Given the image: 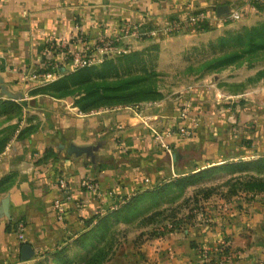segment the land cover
Returning a JSON list of instances; mask_svg holds the SVG:
<instances>
[{
	"label": "crops",
	"instance_id": "obj_1",
	"mask_svg": "<svg viewBox=\"0 0 264 264\" xmlns=\"http://www.w3.org/2000/svg\"><path fill=\"white\" fill-rule=\"evenodd\" d=\"M259 2L0 0V101L22 109L0 153V264L57 263L54 254L74 245V238L85 231L86 219L119 208L121 201L187 175L193 166L197 170L264 157V61L244 59L197 79L208 82L210 97L202 85L193 88L187 93L192 99L187 113L179 97L173 104H145L139 109H84L83 92L72 85L71 93L55 86L70 71L48 82L30 77L47 57L46 41L77 35L96 48L101 39L121 35L127 23L145 34L125 37L118 48L130 56L153 54L160 63L165 53L182 52L183 41L223 34L228 30L224 21L233 10L241 12L239 26L258 25L264 21ZM219 5H227L230 12L219 14ZM197 12L208 15L214 29L168 30L170 20L181 23ZM193 123L192 137H166L169 149L155 138L170 126ZM88 176L97 180L98 192L82 186ZM59 177L66 178L72 195L64 201V223L54 207L63 198ZM228 188L225 195L210 196L187 216L177 217L178 227L168 221L142 239L128 237L105 264H207L203 249L222 245L235 254L231 264H264V191L243 188L232 193ZM17 222L24 223L25 243L37 253L27 261L21 257Z\"/></svg>",
	"mask_w": 264,
	"mask_h": 264
},
{
	"label": "rangeland",
	"instance_id": "obj_2",
	"mask_svg": "<svg viewBox=\"0 0 264 264\" xmlns=\"http://www.w3.org/2000/svg\"><path fill=\"white\" fill-rule=\"evenodd\" d=\"M257 8L263 10L264 0H260ZM189 17L190 14L186 15L184 21H181V23L178 22L179 24L177 25H175V22H171L173 19L170 20L169 23L172 25L169 31L173 33L195 28L197 31L206 32L214 29L213 24L206 14L197 12L195 15L196 18H194L195 21L193 22L187 19ZM241 19L227 17L226 21H224L226 24L223 25V28H228V30L223 34L213 39L203 37V39L198 41H183L186 46L182 52L178 51V53H174L175 56L172 53H165L160 63H157L158 59L152 57L153 54L148 56L139 54L130 57L129 51L108 53L103 59L105 61H103L104 64L95 66L98 69L97 71H101L104 74V78L96 81L104 83L105 86L108 83L110 86L120 83L121 86L111 91H101L106 96L95 107L120 105L134 106L139 109L145 104L155 105L159 102L173 104L176 98L179 97L177 101L182 100L184 104L181 105L184 106L182 107V111L186 108V113L189 112L192 99L188 98L187 93H191L193 88L202 85L206 88L207 98L210 94L208 92V82L198 83L196 82L197 79L204 76L207 78L210 71L212 72L216 69L219 72L224 69V65L244 59L247 62H253L254 59L256 61H264V51H261L264 47L260 46L262 49L249 50V36L244 35V28L239 26ZM258 23L255 26L262 25L264 21ZM237 33H241L244 36L237 37L235 35ZM258 43L261 44L262 41ZM231 56L235 57L232 61L221 63L225 57ZM104 65L105 67L103 68ZM93 78L96 79L95 76ZM85 87L87 86L84 85L74 88L79 93L84 91V95H86L85 90L87 89ZM0 111L3 112L0 116L1 151L8 138L10 139L15 132L17 125L14 123L20 119L22 111L11 102L4 104L0 102ZM173 119L175 118L173 117ZM174 126H170V129L177 127L176 125ZM227 164L225 163L217 167H222ZM211 167H214V165L200 166L196 170V167L193 166L190 167L188 174L195 173L192 172L193 170L199 172ZM241 168L239 166L221 168L203 176L184 188H174L166 195L154 196L150 193H144V195L138 196L129 208H121L116 211L117 213L115 215L112 213L108 214L110 215L108 223L111 224V229L106 230L103 236L106 235L107 240L113 243V251L120 244L121 246L126 244L128 237L129 239H142L145 235L155 231V227L161 229L162 227L160 225H165L164 223L168 221H174L177 217L187 216L191 209L203 204V201L210 196L215 194L225 195L224 189L227 188V185L229 186L227 191L233 189V193L238 189H243L247 186L251 187V185H247L246 183L250 175L255 176L261 173L260 176H264V169L252 168L246 170ZM100 232L98 233V237ZM108 241L106 242L108 243ZM64 247H66L65 253L73 261H81L88 252L87 248L75 244L65 245ZM43 264L64 263L60 259H57V263L46 261Z\"/></svg>",
	"mask_w": 264,
	"mask_h": 264
},
{
	"label": "trees",
	"instance_id": "obj_3",
	"mask_svg": "<svg viewBox=\"0 0 264 264\" xmlns=\"http://www.w3.org/2000/svg\"><path fill=\"white\" fill-rule=\"evenodd\" d=\"M243 34L246 36H249L248 38V45H249V50H255L260 48V46L264 47V23L260 26H254L251 28H244L243 29ZM243 34L237 33V37H241ZM243 35V36H244ZM262 41L261 44L258 42ZM133 57V56H130ZM235 57H225L224 60L221 61V63H226L230 62L234 59ZM105 62V61H104ZM102 62V64H104ZM105 65L103 66V68ZM98 69L95 68V66H87L78 70L70 71V74L68 75L66 80L58 81L55 83V86L57 85L58 89L60 91H67L70 92V85L74 87L78 86H84L86 91V95L83 94V97L81 98V106L84 109H90L96 106V104L104 98L106 95L102 94L101 91H111L115 88H118L121 86L120 83H117L116 85H111L108 83L106 86L104 83H100L101 78H104V74L101 73V71H97ZM63 71V70H62ZM93 76L96 77L93 78ZM135 80V79H134ZM71 93V92H70ZM84 93V91H83ZM102 94V95H100ZM111 97V96H110ZM2 104L6 102L0 101ZM14 103V102H11ZM18 109L21 111V106L14 103ZM3 114L2 111H0V116ZM9 138L7 142L4 144L3 148L1 149L0 153L3 151L5 148L6 144L9 142ZM231 164V165H230ZM233 164V165H232ZM228 166H239L242 167L241 169H252V168H258V169H264V157H260L258 159H253L250 161H241L238 163H228L225 166L222 167H211L207 170H201L199 172H195L193 174H187L184 175L180 178H177L173 181H170L168 183H165L161 186H158L152 190L147 191V193L152 194L154 196H161V195H166L169 192H171L172 189H176L178 187H186L187 185L193 183L196 180H199L203 176L219 170L224 167ZM261 174V173H260ZM259 175H250L248 177V180L246 181L247 185H251V187L247 186L244 189L247 190H253V191H264V176ZM252 183V184H251ZM233 189H230V192H232ZM137 199V197H133L132 199L127 200L122 206L119 208L108 212L107 215H96L94 217H91L89 219H86L84 221V228L85 231L78 236L74 238L73 244L78 245L80 247L87 248L88 252L84 255V258L81 261H73L71 258L67 256L65 253L66 247L60 248L56 253L54 254L57 259H60L64 264H105L106 261H108L112 255L114 254L115 249L112 251L113 248V243L111 241H108L107 236H103L106 230L111 229L110 228V223H108L109 216L108 214L112 213L115 215L117 210L121 208H129L131 204ZM178 220V219H177ZM174 220L173 222L177 227L179 226V221ZM15 229L17 230V223L15 225ZM102 231V232H100ZM99 237H98V233ZM102 237V238H101ZM108 241V243L106 242ZM23 243H21L22 245ZM222 250L219 252H212L211 253V262H218L220 257L223 256L224 254H229L231 253L229 247L227 246H221ZM43 261L36 262L35 264H43Z\"/></svg>",
	"mask_w": 264,
	"mask_h": 264
},
{
	"label": "built area",
	"instance_id": "obj_4",
	"mask_svg": "<svg viewBox=\"0 0 264 264\" xmlns=\"http://www.w3.org/2000/svg\"><path fill=\"white\" fill-rule=\"evenodd\" d=\"M228 17L232 19L241 18V13L238 10L231 11ZM195 16H190L188 20L195 21ZM179 23H175L177 25ZM174 25V27H175ZM169 27L168 30H170ZM145 32L138 29V27H130L129 24H125L122 28V34L115 37H107L101 39L99 45L96 48L90 46L88 42H84V39L74 35L70 38L63 39H48L46 41L45 49L47 57L43 61L41 66H38L31 74L30 77L35 80H40L43 82H48L57 78L61 73L62 69L66 71H75L97 62H101L104 57L112 52H125V50H120L118 44L129 35H143ZM78 41H82L81 47L76 44ZM77 42V43H76ZM97 52H96V51ZM196 130L195 123L188 126H179L175 129H169L166 131H158L155 133V138L159 141V145L162 148L169 149V145L166 142V137L174 134H178L182 138H190L194 135ZM57 185L62 190L63 198L57 199L54 202V207L57 212L58 221L65 222V207L64 201L72 200V195L69 191V186L66 178L59 177L57 179ZM82 186L89 191L98 192L100 187L95 178L88 176L83 179ZM126 201H121L120 204H124ZM169 227H173L172 223ZM25 225L23 222H17V232L20 237L21 243H25ZM223 246V245H222ZM222 250L221 246H216L213 248H204L203 253L206 257L207 264H231L232 259H234V253L224 254L220 257L218 262H211V253L219 252Z\"/></svg>",
	"mask_w": 264,
	"mask_h": 264
},
{
	"label": "water",
	"instance_id": "obj_5",
	"mask_svg": "<svg viewBox=\"0 0 264 264\" xmlns=\"http://www.w3.org/2000/svg\"><path fill=\"white\" fill-rule=\"evenodd\" d=\"M217 11L219 14H227L230 12V9L227 5H219L217 7ZM62 70L65 71V69H62ZM36 255H37V253L31 244L24 243L21 246V257L23 260H25V261L30 260V259L36 257Z\"/></svg>",
	"mask_w": 264,
	"mask_h": 264
}]
</instances>
